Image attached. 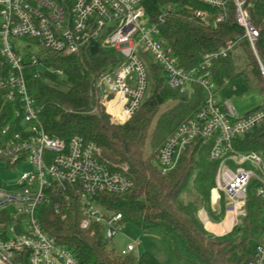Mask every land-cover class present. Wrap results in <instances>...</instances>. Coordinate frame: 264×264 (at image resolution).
<instances>
[{
    "label": "built area",
    "instance_id": "built-area-1",
    "mask_svg": "<svg viewBox=\"0 0 264 264\" xmlns=\"http://www.w3.org/2000/svg\"><path fill=\"white\" fill-rule=\"evenodd\" d=\"M192 1L219 10L214 27L226 19L228 2L233 1L236 21L256 54L259 32L251 24L248 0ZM195 15L204 23L212 19L208 10H197ZM17 40L26 41V49L35 45L36 52L28 50L23 54ZM94 41L123 57V62L102 75L96 84L101 103L115 124H126L148 97L147 58L162 68L169 88L182 94H191L196 85L202 88L204 102L200 109L159 152L161 174L172 172L187 147L200 140L210 148L209 159L219 163L212 203L217 205L224 199L226 213L234 215L236 225L246 215L241 203L246 204L248 188L255 181V196L262 205V229L248 264H264V157L255 151L239 152L234 148L237 138L264 125V103L260 109L241 115L233 105L218 100L213 60L228 57L234 43L206 56L198 67L180 68L160 28L149 22L144 0H70L67 7L56 0H0V60L1 66L8 68L7 74L0 77V98L12 104L14 113L0 138V171L27 167L12 187L0 186V264H81L67 247L41 228L36 212L49 203L48 189L60 190L67 201L70 193L79 198L83 229L92 223L103 225L106 240L122 232V215L97 205L96 197L131 189L128 167L108 165L98 146L81 136H73L68 142L50 137L39 124V108L29 94L25 77L27 65L44 73L42 51L70 55ZM261 70L264 77L262 66ZM139 245L134 241L119 255L138 257Z\"/></svg>",
    "mask_w": 264,
    "mask_h": 264
},
{
    "label": "trees",
    "instance_id": "trees-1",
    "mask_svg": "<svg viewBox=\"0 0 264 264\" xmlns=\"http://www.w3.org/2000/svg\"><path fill=\"white\" fill-rule=\"evenodd\" d=\"M56 2L64 7L70 5V0ZM144 6L149 22L160 28L180 68L198 67L206 56L234 43L228 57L213 60L214 82L222 87L228 81L245 78L264 95L261 70V66L264 68V0H248L246 5L251 24L259 32L256 54L245 30L236 21L233 1L228 2L227 17L217 27L213 22L219 10L192 0H144ZM197 10H208L212 14L210 23L198 19ZM235 51L237 55L233 54ZM40 56L46 68L44 73H37L36 67L27 65L25 77L29 94L39 108L38 121L44 131L65 142L81 136L98 146L108 165L128 167L133 187L121 194L101 193L96 197L97 205L121 214L123 225L143 224L172 244H180L185 252L182 259L188 264L251 261L262 229V205L254 192L256 182L248 188L246 215L241 223L230 233L217 236L205 228L198 215L199 203L216 223L222 222L226 215L223 199L217 212L210 205L219 170V163L209 159L210 148L196 140L182 153L172 172L162 175L159 168L158 155L163 145L203 104L204 92L200 86H194L191 94L169 88L162 68L147 58L148 97L126 124L117 125L101 103L96 84L102 75L123 62L118 52L104 49L99 41H94L74 54L42 51ZM1 61L0 77H4L8 68L1 66ZM170 102L175 104L162 111ZM13 119L12 104L0 98V138ZM148 138L151 150L145 155ZM234 148L239 152L255 151L264 157V125L237 138ZM190 189L196 191L199 199L196 202L187 203L183 199ZM48 194L49 203L36 212L41 228L59 245L67 247L81 264H159L150 254L140 258L134 254H117L110 246L112 240L104 238L103 225L92 223L89 228H82L84 217L77 196L70 193L67 201L56 188L48 189Z\"/></svg>",
    "mask_w": 264,
    "mask_h": 264
},
{
    "label": "rangeland",
    "instance_id": "rangeland-1",
    "mask_svg": "<svg viewBox=\"0 0 264 264\" xmlns=\"http://www.w3.org/2000/svg\"><path fill=\"white\" fill-rule=\"evenodd\" d=\"M15 42L21 43L22 53L26 51L36 52L37 47L32 45L29 49H26L28 44L26 41L17 40ZM237 55L238 52L233 53ZM151 60V59H150ZM152 61V60H151ZM237 65L239 62L237 61ZM216 91L218 95V100L220 102L233 105L237 112L241 115L247 114L257 110L262 103H264V95H262L256 85H249L245 78H238L236 80L228 81L224 86H216ZM175 103L170 102L162 108V111L166 110L169 107H172ZM111 121L112 117H111ZM114 123V122H113ZM118 125V124H117ZM150 138H148L145 155L150 153ZM27 169V167H19L15 171H0V186L12 187L16 181L19 179L20 175ZM196 191L190 189V192L183 196L185 202H196L199 200L196 198ZM224 200V199H223ZM198 203V202H197ZM213 205L212 198L210 199V205L212 210L218 211V206ZM225 203V202H224ZM244 203H241V208L244 209ZM199 206V217L204 222L205 228L208 230L207 226L210 222L214 221L209 217L206 210L203 208L202 204ZM241 220V219H240ZM241 221H239V224ZM216 224V222H215ZM238 224V225H239ZM208 227V228H207ZM209 231V230H208ZM210 232V231H209ZM212 233V232H211ZM214 234V233H213ZM216 235V234H214ZM134 241H139L140 245L138 247L137 255L142 257L145 254H150L159 264H188L185 259H182V256L185 255V252L181 245H174L169 240H166L161 235L145 228L143 224L129 223L123 225L122 232L118 234L110 243L111 248L115 249L117 254L121 253L123 250H126L127 247L132 244Z\"/></svg>",
    "mask_w": 264,
    "mask_h": 264
},
{
    "label": "crops",
    "instance_id": "crops-1",
    "mask_svg": "<svg viewBox=\"0 0 264 264\" xmlns=\"http://www.w3.org/2000/svg\"><path fill=\"white\" fill-rule=\"evenodd\" d=\"M208 230L217 236H223L230 233L236 226V219L234 215L226 213L222 222L216 223L210 222ZM207 225V226H208Z\"/></svg>",
    "mask_w": 264,
    "mask_h": 264
},
{
    "label": "bare ground",
    "instance_id": "bare-ground-1",
    "mask_svg": "<svg viewBox=\"0 0 264 264\" xmlns=\"http://www.w3.org/2000/svg\"><path fill=\"white\" fill-rule=\"evenodd\" d=\"M120 118V117H119ZM216 196H217V193H216V191L214 192V198H216ZM209 226V225H208Z\"/></svg>",
    "mask_w": 264,
    "mask_h": 264
}]
</instances>
